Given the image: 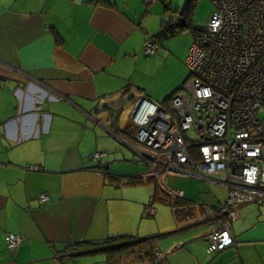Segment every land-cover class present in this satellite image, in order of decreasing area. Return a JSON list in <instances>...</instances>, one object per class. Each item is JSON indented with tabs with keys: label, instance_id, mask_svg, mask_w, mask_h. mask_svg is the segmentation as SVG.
<instances>
[{
	"label": "crops",
	"instance_id": "obj_1",
	"mask_svg": "<svg viewBox=\"0 0 264 264\" xmlns=\"http://www.w3.org/2000/svg\"><path fill=\"white\" fill-rule=\"evenodd\" d=\"M159 2L0 0V264H108L96 242L116 236L146 239L144 251L155 253H132L121 264H264V198L241 206L235 243L212 253L207 238L221 218L206 206H223L229 188L193 177L177 196L166 182L184 175L142 176L135 104L146 98L173 112L172 98L190 78L189 71L165 96L141 87L142 61L168 60L165 39L145 53L165 25ZM163 6L170 23H183L180 9ZM193 42L181 55L185 64ZM97 152L105 155L91 160ZM44 193L50 198L42 203ZM156 198L173 214L159 217ZM9 233L22 238L16 250Z\"/></svg>",
	"mask_w": 264,
	"mask_h": 264
},
{
	"label": "built area",
	"instance_id": "obj_2",
	"mask_svg": "<svg viewBox=\"0 0 264 264\" xmlns=\"http://www.w3.org/2000/svg\"><path fill=\"white\" fill-rule=\"evenodd\" d=\"M211 1L215 9L208 24L193 32L186 59L190 78L174 94L173 112L141 98L131 118L139 129L133 148L147 167L144 178L206 176L229 188L223 206H206L221 218L207 238L215 253L235 243L233 221L241 206L264 198V0ZM159 46L149 38L145 53L153 55ZM49 198L44 193L40 202ZM21 242L8 234L10 250Z\"/></svg>",
	"mask_w": 264,
	"mask_h": 264
},
{
	"label": "rangeland",
	"instance_id": "obj_3",
	"mask_svg": "<svg viewBox=\"0 0 264 264\" xmlns=\"http://www.w3.org/2000/svg\"><path fill=\"white\" fill-rule=\"evenodd\" d=\"M186 0H168L167 3L172 12H177L179 9L183 8ZM159 6L161 9V17L159 21L164 19V21H169L170 16L166 15L165 7L163 6V2L160 0ZM215 9V6L211 0H194L188 10L189 17V27L185 30H179L174 35H169L167 40V44L170 48H168L167 58L168 60L163 62L159 61V63L151 62L149 65L146 61H142L140 70V79L142 81L141 87H143L148 92L153 93H161L163 96L169 94L175 87H183V82L187 78L189 74L188 67L186 66L184 60L181 58V55L186 50V46L189 41L193 42V31L197 26H205L208 24L212 12ZM175 13L172 14V17L175 16ZM156 12H153L151 17L156 18ZM172 20V18H171ZM144 57H146L144 55ZM176 58L183 60V66L176 61ZM145 93V92H144ZM132 107L127 108L128 111L125 116L127 121L129 122L130 113ZM195 179L189 176H175L171 175L170 180H167V186L178 192L180 190L189 189V187L195 185ZM153 185V184H152ZM150 185V186H152ZM225 191V189H223ZM228 194V190H227ZM168 195L173 197V194ZM163 196H166L163 194ZM167 197V196H166ZM168 198V197H167ZM163 199V198H162ZM161 198H156L154 200L155 208L157 209V213L159 217L162 215H172V209L169 204L163 201ZM175 199V198H174ZM151 201V200H149ZM157 216V217H158ZM101 257V255H93L89 258L96 259L97 257ZM103 258V257H102ZM103 264V263H100Z\"/></svg>",
	"mask_w": 264,
	"mask_h": 264
},
{
	"label": "trees",
	"instance_id": "obj_4",
	"mask_svg": "<svg viewBox=\"0 0 264 264\" xmlns=\"http://www.w3.org/2000/svg\"><path fill=\"white\" fill-rule=\"evenodd\" d=\"M161 1L166 3V6L169 7L166 0ZM191 4L192 2L185 12L186 16H188L187 14ZM172 21H174V19L171 21H165L163 29L156 36H152L151 38H155L160 42V39H167L169 35H174L177 31L185 29L180 23H170ZM146 242V239L135 238L133 236H116L107 238L100 243L96 242V245L102 246L104 251H106L108 255V264H121L122 261L119 260H122L121 257L137 252H143L142 254H146L151 259L152 255H155V253L151 248H147L148 246H145L147 250L144 251L143 244ZM86 243L89 244L90 242L86 241Z\"/></svg>",
	"mask_w": 264,
	"mask_h": 264
},
{
	"label": "water",
	"instance_id": "obj_5",
	"mask_svg": "<svg viewBox=\"0 0 264 264\" xmlns=\"http://www.w3.org/2000/svg\"><path fill=\"white\" fill-rule=\"evenodd\" d=\"M192 1H193V0H186L184 7L181 8L180 11H179V18H178V20H182V21H183V23H181L182 26L186 24V23H185V20H186V19H185L184 14H185L186 10L188 9V7H189V5H190V3H191Z\"/></svg>",
	"mask_w": 264,
	"mask_h": 264
}]
</instances>
